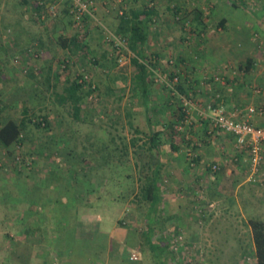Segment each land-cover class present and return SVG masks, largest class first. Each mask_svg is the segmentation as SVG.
<instances>
[{
  "label": "crops",
  "instance_id": "0c3cea01",
  "mask_svg": "<svg viewBox=\"0 0 264 264\" xmlns=\"http://www.w3.org/2000/svg\"><path fill=\"white\" fill-rule=\"evenodd\" d=\"M40 1L42 0H0V90L3 91L0 92V107L13 99L23 103L27 100L29 103L33 101L29 90H33L34 84H44L51 78L54 80L50 81H57L51 66L48 69L45 65L39 73L30 71L28 75L21 76V70H16L12 64V59L17 56L19 50L37 44L46 56L51 52L54 58L69 48L73 50L75 37L66 39L63 36V33L70 31L69 17L66 16L68 0H48L60 2L62 11L54 24L38 23L34 19L33 11L37 9ZM96 1V14L102 20L106 19L112 25L119 26V17L116 18L118 24L109 20L110 13L114 11L112 4L107 2L111 0ZM234 2V7H239L240 4ZM219 3L223 5V2ZM188 5H191V9L187 10L192 13L190 21L205 33L197 36L195 32H188V36L182 34L179 37L182 43L189 41L192 44L187 52H179L178 66L170 72V76L181 73L180 90L194 101L189 122L186 124L187 131L183 134H169L162 129L163 118L156 120L157 128L149 132V136H145V141L151 140V146L148 149H139L140 159L134 158L136 148L132 147L131 138H128L122 147L115 145L114 138L104 140L106 149L101 150L102 159L98 161L95 158L96 163L91 170L99 171L100 176L104 178L103 185L107 186L117 185L116 182L120 178H117L115 172L119 171L127 173L124 184L130 181L129 184L135 183L143 187L149 185L151 178L156 180L159 187L156 212L152 210L149 201V208L144 213L149 226L144 236L150 250L163 253L172 250L167 238L161 235L155 239L152 236L155 230L153 219L167 223L171 220L178 228L186 229L190 248L194 246L212 252L210 262L223 264V241L218 242L215 236L240 235L244 232V222L249 225L251 220L264 221V182L248 180L246 151L237 147L233 134L213 128L211 119L203 115V110L210 106L223 108L240 120L248 119L254 125L264 127V55L258 49L259 42H254L247 29L258 25L260 20H233L222 17L212 21L209 15L205 14L214 6L218 7L212 0H191L189 4L182 2L175 10L186 11ZM145 8L131 9H134V12L139 11L143 16ZM115 14L114 11L113 15ZM88 18L84 19L86 25L88 22L90 24L92 19ZM57 34L60 36L59 40L54 38ZM81 36L83 44L85 34H80ZM93 49V52L97 53L95 48ZM37 75L41 80L43 78V81L37 80ZM65 76L66 84L69 78L67 74ZM135 76L138 78V71ZM147 82L146 93L142 81L139 87L142 91L141 104L146 109L145 120L149 123L152 119L147 113L150 111L152 94L149 79ZM13 85L21 89L17 91L20 92L19 95H28L14 97L16 88L13 89ZM7 89H13V94L8 95ZM165 90L164 96L155 97L153 104L171 108L173 100L178 101L179 94L171 97L167 92L169 90ZM251 108L256 112L250 114ZM183 117L181 108L168 114V117L164 116L165 120L172 124H177ZM66 136L64 132L54 131L39 132L38 138L27 136L28 141V137L37 139V143L43 145L38 149L34 145L29 152L43 154L50 160L51 155L58 157L64 145L56 140L68 138ZM190 152L196 157L191 158ZM97 156L100 157L99 152ZM48 161L38 163L36 170L28 176L21 175L18 170H14L8 177L0 172V259L11 253L12 264L134 263L130 259L131 255L140 254L146 248L143 234L133 227L117 225L116 220H113L115 217L109 219L105 215L104 220V216L100 214L101 210L109 214L111 209L108 204L112 207L116 196L111 197L109 202L108 198L99 194V179L97 182L92 179V196H86L81 172L85 170V165L75 162L73 166L80 174L67 178L65 174L62 175V172L67 170L66 164H52ZM214 163L221 166L218 173L212 171L211 166ZM139 170L143 171L141 176L137 174ZM132 171L133 175L129 174ZM262 172L264 176V162ZM210 203H214L218 210L211 217L212 223L205 228L196 227L194 221L199 215H204L203 211L209 209ZM131 206L132 201L127 209L131 210ZM219 219L223 220V229L221 226H215ZM249 230L253 235L250 225ZM68 235L71 236L72 242ZM240 247L242 248L241 245ZM125 249L127 254L124 253ZM252 249L255 251L254 240ZM2 250L7 253H1ZM22 256L26 259H21ZM140 260L141 256L136 261ZM166 261L167 258L163 257L161 264H167Z\"/></svg>",
  "mask_w": 264,
  "mask_h": 264
},
{
  "label": "rangeland",
  "instance_id": "374dc122",
  "mask_svg": "<svg viewBox=\"0 0 264 264\" xmlns=\"http://www.w3.org/2000/svg\"><path fill=\"white\" fill-rule=\"evenodd\" d=\"M45 1L52 2L48 0ZM198 1L199 0H194V2ZM233 1L238 2V4H240L239 7H234ZM107 2L110 5L112 4L113 7L111 8H113L117 14V16L116 14L113 15L114 11L110 13L111 16L109 20L117 24L118 20L116 18L119 17L121 20V17L124 16L125 13L131 14V11L134 10L131 8L138 9L146 7L154 11L152 15L153 19L150 21L149 41L145 46L146 63L149 71L148 79L152 94L150 101L151 107L147 114L151 117V122L148 123L145 120L146 109L144 105L141 104L142 91L139 87L141 82L135 76L137 68L132 61L136 56V52L130 47L129 42H126V46L121 52V54H123L122 62H119L116 51L113 46L106 41L104 31L99 22L87 15L85 18H92H88L91 21L90 24L88 22L87 25L83 24V27L80 28L74 24L73 18H71L68 11L66 16L68 15L69 17L70 31L63 33V36L66 39L71 38V36L75 37V43L72 45L73 50L69 48V51L65 50L66 52L64 53L60 52L59 55L54 58L51 52L49 56H46L44 50L37 44H34L30 47L22 48L16 53L17 56H14L13 59L11 58L13 61L12 64L16 67V70H21V76L24 77L28 75V72L31 70L39 71L42 69L43 65H45L46 68L51 66L50 69L55 72L56 76L54 77H56L57 81L52 82L50 80L54 79L51 78L47 80V82L45 81L44 84H34L33 90H29L33 98L31 100L33 101L29 103L26 102L27 100L23 103V101L21 102L15 98L16 100L13 99L9 101L10 106L8 103L0 107V122H6L8 120L22 122V120H26V126H24L22 134V143H15L10 149H5L0 146V172H3L6 177L12 175V173L15 172L14 170H18L23 176H28L33 173L38 163L41 164L43 161H48L50 159L43 154L38 155L39 153L37 152H29L30 148L34 145L36 149L43 147L39 142V144L37 143V139H35V141L29 137L32 135L33 138L35 136V138H38V133L42 131H54L55 133L64 132L68 138L56 140L60 141L61 145H64L60 149L58 157L56 156L58 160H56L54 155H51L50 157L52 158L48 162H52V164H54V162L66 164L67 170L62 172V175L65 174L67 178L79 176V171H76L75 166H73L75 162H79L85 165V170L81 172L84 180V194H86V196H92V179L96 180V182L99 179L100 188L98 189V193L103 195L106 199L108 198L109 202L111 201V197L116 196V201L112 206L113 208L111 204H108L111 209H109V214H107V211L103 212V210H101L100 214L104 216V220L105 215L109 217V219L115 217L113 220H116L115 223L117 225L133 227L143 234L142 238L146 242L145 247L147 249L145 248V250L138 254L141 256L140 261L132 260L134 263L131 264H161L163 263V257L167 258V264H213L210 262V254L212 252L194 246L190 248L186 229L183 227L178 228L171 220L167 223L163 220H157V218L153 219L152 225L155 230L152 236L155 239H158L161 235L167 238L166 240L170 242L172 250L164 253L150 250L144 236V232H147L149 227L147 224L148 222L144 218V213L149 208V201L139 197L142 186H137L135 183L129 184L130 181L128 184H124L123 182L126 180L125 177L127 173L123 171L115 172L117 178H120L117 180V185L115 187L112 185H103L104 180L102 179L104 178L100 176V172L91 170L94 167L93 164L96 163L95 158L98 161L102 159L101 155L103 150L100 149V147L103 146L104 140L108 141V139L114 138L115 145L122 147L123 143L127 142L128 138H131L133 143L132 147L136 148L134 151V158L137 159L139 157L140 159V154L138 156L139 149H148V147L151 146V140L145 141V136H149L148 133L153 131L155 127L157 128L158 123L156 120H162L163 118L164 121L161 123L163 126L162 129L169 134L172 132L174 134H183L185 130L187 131L188 125H185L182 130H177L176 124H172L169 120L166 121L167 119L165 120L164 118V116L168 117V114H172L174 110L182 109L180 95L178 96V101L173 100L171 108L169 106L157 107L153 102L156 100L155 97L164 96V93H166L165 89L169 90L167 92H169V96L171 97L178 95V93H176L177 91L184 95L180 90L181 73H175V75L179 74L181 78L180 82L175 86L177 91L168 85V82L175 76H170V72L175 66H178L177 60L179 52H187L190 44H192V42L189 41L182 43L179 37L182 34L188 36V32L191 34L195 32L197 36H201L205 32H203V29L197 26L195 27L194 23L190 21V15L192 13L187 12V10L191 9V5H188L186 11L175 10L178 4H182V2L189 4L191 0L188 2L186 0H111ZM219 2H223V7ZM212 3L214 5L216 3L218 7L214 6L211 11L207 10L205 12L212 21L219 20L222 17L233 20H260L258 25L248 27L247 29L250 33H248V35L253 37L252 39L255 40L254 42H259L258 49L260 52H263L262 54L264 55V0H259V2L257 0H212ZM242 4H244L245 7L242 6ZM36 7L37 9L35 8L33 11L34 19H36L38 23L43 24H54L56 18L62 11L60 8L56 17L47 16L45 19H42L39 13L36 14L41 10L40 6L37 4ZM120 9L124 10V15L118 14V10ZM97 18L102 24L107 26V28L118 34V32H116V27L118 28L116 24L112 25L106 19L102 20L98 15ZM58 33H60V31ZM8 34H10V31H8ZM80 34H85L83 44L81 43L82 36L80 37ZM54 38L55 40H59L60 36L57 34ZM176 40L178 41L176 42ZM93 48H95L97 53L93 52ZM34 52L35 54L37 52V55H34ZM65 59L66 61L68 60V69L63 72L61 70L59 72L60 75H58L59 66H63ZM7 62L9 63L10 60ZM83 70L90 74L92 82L96 87L95 91H93L90 89V85L85 86L82 84V88L77 92V95L82 98L79 102L80 111L78 112L74 108V101L69 97L70 94L67 88L70 86L71 82L75 81L79 83L78 79L80 75L78 73ZM66 74L68 75L69 81L65 84L64 80H66ZM17 76L19 77V75ZM43 78L45 80L44 74ZM43 78L41 80L37 75V80L43 81ZM15 85L12 87L13 89L16 88L14 90V97H25L28 95V93H24L23 90L22 92L24 94L19 95L20 92L17 93V91L21 89ZM13 89H7L8 95L9 93L13 94ZM156 89L160 91H156ZM0 92L3 91L0 90ZM92 94L94 95L93 98H91ZM44 116H48L49 123L51 124L49 130L39 128L32 121H37V119L40 120V118H44ZM27 136H29V141L27 140ZM98 139H102V141L99 142ZM97 152L100 153V157L97 156ZM103 162H105V160ZM138 173L141 176L143 171L139 170L137 171V174ZM129 174L133 175V171ZM146 174L148 175L151 173ZM89 199L91 198L89 197ZM131 201V210H128L127 207H129ZM249 209H251V207H249ZM206 210L207 211H203L204 215H199L198 219L194 221L196 222V227H207L217 207ZM154 212H156V210ZM128 213L131 215H128ZM119 215L120 217H118ZM128 216H131V218ZM156 216L158 217V215ZM250 222L249 225L251 226ZM242 225L244 232L240 235L218 234L215 236L218 242L223 241V264H234L235 262L236 264H257L255 251L252 249L253 235L249 233L250 230L247 222H244ZM215 226H221L223 229V220L219 219ZM179 235H184V241L178 249H175L174 245L179 244L177 241ZM67 237L70 240L71 236L68 235ZM70 241L69 243L72 242ZM4 252L5 254L7 253L6 251H1V253ZM124 253H128L126 249ZM11 255V253H8L7 257H3L2 260L0 259V264H12L13 256ZM21 259H26V257L22 256Z\"/></svg>",
  "mask_w": 264,
  "mask_h": 264
},
{
  "label": "built area",
  "instance_id": "2783aa9c",
  "mask_svg": "<svg viewBox=\"0 0 264 264\" xmlns=\"http://www.w3.org/2000/svg\"><path fill=\"white\" fill-rule=\"evenodd\" d=\"M40 11L39 16L42 19H45L47 16L56 17L59 13L60 9V2H47V1H40L39 4ZM97 1L96 0H68V11L73 18V22L78 27H83L84 18L85 16H90L95 21L99 22L101 25L105 39L109 42L116 51L117 57L119 62H122L121 54L122 50L126 46L127 39L120 36L119 34L113 32L107 26L102 24L99 19L97 18ZM124 10H118L119 15H124ZM34 55H37V52ZM68 60L64 62L63 67L68 66ZM79 76V83L86 85H90V89L95 91V84L92 82V77L90 74L86 73L84 70L78 73ZM179 74H176L173 79L168 82V85L171 86L172 89L175 91V86L180 82ZM180 95L182 110L184 112V117L179 122H177L176 129L182 130L183 127L189 122V116L191 109L193 107L194 101L186 95L180 94L178 91L176 92ZM93 94L91 98H93ZM256 112L255 109H250V114ZM203 115H207L212 121V127L218 130L227 131L234 135L236 139L237 147L240 150H244L247 153L248 158L247 161V174L248 180L250 182H264V176L262 172L263 162H264V127L263 126H256L250 122L248 119H238L235 114H229L223 110V108H213L209 107L203 110ZM191 158L196 157V155L190 152ZM212 171L214 173H218L220 171V164L214 163L211 166ZM215 204L210 203L208 204V208H214ZM178 245L175 244L174 248L178 249V247L184 241V235H179ZM177 245V246H176ZM131 260L136 261L139 259V255L137 253H133L130 257Z\"/></svg>",
  "mask_w": 264,
  "mask_h": 264
},
{
  "label": "trees",
  "instance_id": "16d2710c",
  "mask_svg": "<svg viewBox=\"0 0 264 264\" xmlns=\"http://www.w3.org/2000/svg\"><path fill=\"white\" fill-rule=\"evenodd\" d=\"M233 3H235L233 1ZM154 14L153 9L145 8V10L141 13L131 11V14L125 13L124 16L121 17L119 26L116 30L118 34L127 39L130 47L136 52V56L132 59L134 62L137 71L139 73L138 79L140 82L142 81L144 86V91L146 93V85L147 79L149 77L148 73V65L146 63L145 56V46L149 37V24L152 21V15ZM225 23V19H223V24ZM66 62V59L64 60ZM68 63V62H67ZM69 65V64H68ZM58 75H60V71H67L68 66L63 67L59 66ZM29 71V70H28ZM38 73V70H31V72ZM30 72V71H29ZM28 72V73H29ZM82 88V84L78 82H71L70 86H68L67 91L69 92V97L74 101V108L76 111H80L81 97L77 95L79 89ZM146 97H148L146 95ZM36 119V118H35ZM31 120V119H30ZM34 124H36L39 128L50 129L51 124L49 123L48 116H44V118H40V120H32ZM24 126H26V120H22V122H17L15 120H8L6 122H0V146L5 149H10L11 146L16 144H21L23 142L22 133L24 131ZM102 139H99L101 142ZM156 141V140H155ZM104 143V142H103ZM101 144V143H100ZM106 144H103L101 147L102 150L106 149ZM148 186H143L139 193V197L144 200H148L151 202L152 210L155 211L156 205L158 203V193L159 187L157 186L156 180L151 178ZM253 230V240L255 243V257L257 264H264V221L260 220H251L250 222Z\"/></svg>",
  "mask_w": 264,
  "mask_h": 264
}]
</instances>
